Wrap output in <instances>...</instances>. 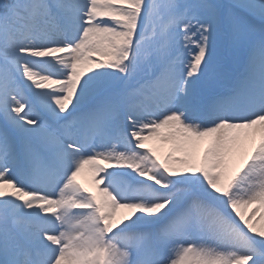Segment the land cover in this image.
<instances>
[{"label": "snow or ice", "instance_id": "snow-or-ice-1", "mask_svg": "<svg viewBox=\"0 0 264 264\" xmlns=\"http://www.w3.org/2000/svg\"><path fill=\"white\" fill-rule=\"evenodd\" d=\"M0 264H264V0H0Z\"/></svg>", "mask_w": 264, "mask_h": 264}, {"label": "bare ground", "instance_id": "bare-ground-1", "mask_svg": "<svg viewBox=\"0 0 264 264\" xmlns=\"http://www.w3.org/2000/svg\"><path fill=\"white\" fill-rule=\"evenodd\" d=\"M82 183H84L86 186L91 187V181H90V176L87 172L82 173L81 176L79 177Z\"/></svg>", "mask_w": 264, "mask_h": 264}]
</instances>
